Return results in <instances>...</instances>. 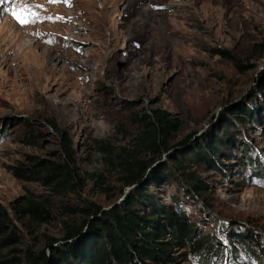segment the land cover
I'll list each match as a JSON object with an SVG mask.
<instances>
[{
	"label": "rangeland",
	"instance_id": "1",
	"mask_svg": "<svg viewBox=\"0 0 264 264\" xmlns=\"http://www.w3.org/2000/svg\"><path fill=\"white\" fill-rule=\"evenodd\" d=\"M25 8L36 13L35 22L21 25L12 12L32 19ZM156 108L170 111L180 127L172 150L143 152L140 158L152 161L142 183L164 164L149 192L163 208L183 212L197 238H213L208 257L183 248L176 264H264V0L0 4V202L20 239L7 256L30 264L28 247L51 256L47 237L61 245L66 223L87 222L75 239L86 236L93 216L83 208L104 211L123 202L138 184L125 186L120 166L100 147L132 150L139 119ZM53 122L70 136L86 186L53 197V217L34 225L11 206L49 189L16 174L31 169L30 157L60 158ZM212 139L220 151L215 166L182 158L209 186L196 194L169 158Z\"/></svg>",
	"mask_w": 264,
	"mask_h": 264
},
{
	"label": "trees",
	"instance_id": "2",
	"mask_svg": "<svg viewBox=\"0 0 264 264\" xmlns=\"http://www.w3.org/2000/svg\"><path fill=\"white\" fill-rule=\"evenodd\" d=\"M216 53L230 60L234 59L227 50H218ZM139 120L142 130L132 150L122 148L116 154L111 153L108 147H100L110 157H114L111 162L120 166L124 185H138L123 202L115 204L111 209L102 211L100 207L95 210L94 207L91 210L83 208V211L93 216L84 238L75 239L87 222L79 225L66 223L61 245H54L60 239L47 237L45 245L51 248L52 255L48 256L45 248L37 252L35 248L28 247L24 254L27 263L176 264V253L183 248L190 247L201 258L212 253V236L205 234L197 238L194 225L188 223L183 212L163 208L149 192L150 187L164 175L165 165L156 167L147 182L142 183L152 160L144 161L140 157L143 152L161 155L172 150L176 145L169 146V143L173 134L179 130V119L170 111L156 108ZM52 127L61 135L60 158L52 161L30 157L33 164L31 169L16 174L22 179L38 181L49 189L47 195L28 192L17 198L11 206L17 217L28 219L34 225L47 223L53 217V197L65 192H81L86 186L76 169L74 145L70 136L58 123L53 122ZM219 152L217 142L212 139L189 147L182 157L170 156L169 159L188 174L191 191L202 194L208 192L209 186L196 170L185 167L182 158L190 154L197 164L215 166L213 159L218 157ZM99 213L101 214L98 215ZM19 240L10 210L0 202V264H20V258L16 255L8 257V251L5 252Z\"/></svg>",
	"mask_w": 264,
	"mask_h": 264
},
{
	"label": "snow or ice",
	"instance_id": "3",
	"mask_svg": "<svg viewBox=\"0 0 264 264\" xmlns=\"http://www.w3.org/2000/svg\"><path fill=\"white\" fill-rule=\"evenodd\" d=\"M50 3H56V2H60V0H49ZM63 2L68 3L69 0H63ZM6 3V0H0V4ZM24 12H28L29 16L32 17V19H28V18H21L20 15H17L16 11L12 12V15L15 19H17V21L21 24V25H25L28 23H33L35 22V17H36V13H31L29 12V10L27 8L23 9ZM48 19H51V17H49Z\"/></svg>",
	"mask_w": 264,
	"mask_h": 264
}]
</instances>
